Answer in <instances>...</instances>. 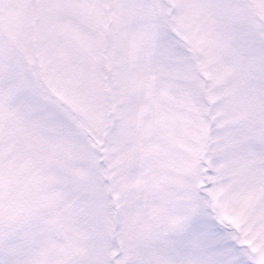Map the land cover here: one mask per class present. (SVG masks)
<instances>
[{
  "label": "snow or ice",
  "instance_id": "obj_1",
  "mask_svg": "<svg viewBox=\"0 0 264 264\" xmlns=\"http://www.w3.org/2000/svg\"><path fill=\"white\" fill-rule=\"evenodd\" d=\"M0 264H264V0H0Z\"/></svg>",
  "mask_w": 264,
  "mask_h": 264
}]
</instances>
